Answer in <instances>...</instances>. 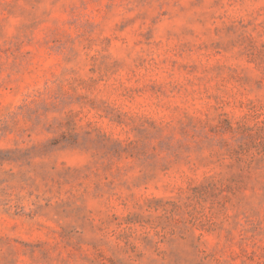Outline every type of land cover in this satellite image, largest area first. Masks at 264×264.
<instances>
[{"label":"rangeland","instance_id":"374dc122","mask_svg":"<svg viewBox=\"0 0 264 264\" xmlns=\"http://www.w3.org/2000/svg\"><path fill=\"white\" fill-rule=\"evenodd\" d=\"M0 264H264V0H0Z\"/></svg>","mask_w":264,"mask_h":264}]
</instances>
